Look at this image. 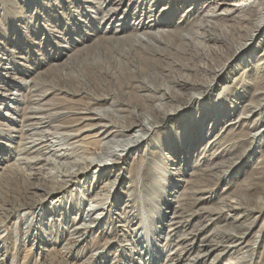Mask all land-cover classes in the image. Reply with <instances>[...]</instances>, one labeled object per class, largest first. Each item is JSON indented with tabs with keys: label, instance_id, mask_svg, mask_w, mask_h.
<instances>
[{
	"label": "bare ground",
	"instance_id": "bare-ground-1",
	"mask_svg": "<svg viewBox=\"0 0 264 264\" xmlns=\"http://www.w3.org/2000/svg\"><path fill=\"white\" fill-rule=\"evenodd\" d=\"M29 3L5 0L3 21L9 23L5 14L10 11L15 14L11 21L26 22L31 35L36 37L32 40L33 44L40 46L47 56L56 53L55 46L67 45L40 35V25L43 23L59 28L63 36L60 39L82 46H76L62 62L50 65L36 77L35 87H39L36 90L46 88L40 96L49 92L54 94V101L50 105L58 109V116L45 112L47 109L44 116L37 117V121L28 122L30 117L24 115L22 125L24 128H38L43 119L50 124L58 120L55 128L68 130L59 136L65 140L80 134V130L78 133L69 131L78 130L79 124L88 121L85 130H95L91 136L95 140H91V146L84 149L86 155L76 161L79 168L71 171L32 172L29 170L32 162L50 161L31 157H21L4 168L0 174V227L7 226L8 220L18 211L24 210L26 217L34 214L43 199L38 193L39 189H43L47 196L67 190L83 174L99 165L105 156H112V164L116 165L122 159H128L131 151L140 148L141 151L131 159L127 169L130 175L135 176V197H130L127 208L134 209H125L124 223L111 225L108 236H102L107 232L104 226L99 228V236L90 237L92 248L85 250L90 252L93 248L115 245L120 248L115 257H123L124 261L120 258L116 261L118 263L112 264H138L127 250L133 246L139 256L149 253L148 249L142 251L139 247L147 241L139 233L143 229L142 208L147 200L144 198L148 196L160 203L168 199V191L172 190L171 194L174 192L173 188L167 193L163 191L170 187L167 183L173 179L164 172L169 162L161 160L168 157L164 152L171 147L174 154H185L183 162L195 157L193 177L179 199L178 207L183 212H190V216L205 212L208 215L203 222L221 218L229 208H245L247 212V217L239 224L224 225L216 232L215 238L219 239L214 241L211 238V244L196 249L193 260L207 256L214 250L219 251L218 259L228 252V246L241 244L249 234L243 244L244 253L233 256L227 264H264V155L258 163L254 161L253 165H249L255 153L256 134L249 123H244L253 114H257L253 127L264 120V39L256 45L264 31V0H30ZM104 3L115 6L104 9ZM92 6L94 11L87 10ZM28 8L31 12L27 11ZM99 11L103 12L100 18L97 17ZM24 36L27 37V34L24 33ZM22 46L21 42L19 49ZM41 62L42 58L39 64ZM242 102L243 114L233 116ZM106 106L102 111L97 110ZM166 124L172 138L164 131ZM110 126L113 128L109 129ZM178 129L183 132L179 133ZM48 134L52 133L41 129L24 135L22 139H31L29 142L35 143L28 148L27 143L23 142L25 152H30L29 149L37 144L38 139L48 140ZM35 135L41 137L35 138ZM103 138L108 142L102 146ZM112 144L120 147L121 154L110 150ZM42 152V148L34 151ZM171 161L176 162V159L171 158ZM108 168L109 165L100 167L91 176L92 183L82 187L83 192L80 191L78 195L75 189V195L68 200V195L63 197L65 202L57 208L65 212L79 211L82 215L83 194L89 193V185L97 183L109 173ZM235 170L241 171V176L228 191L236 197L233 203H226L227 197L223 196L220 207L195 209L207 193H211L226 175ZM125 172L126 169L123 174ZM38 174L41 183H32ZM121 174L118 172L116 178L119 181ZM163 177L168 181H164ZM114 185L115 179L106 182L92 197L99 206L98 210H107L109 217V206L114 204L105 192ZM39 194V199H36ZM148 207L153 208L150 204ZM93 210L89 208L88 215ZM183 212L177 216L183 218ZM156 213L158 210L153 208L149 214L151 234L156 233L155 224L161 218ZM25 218L21 217L20 223ZM101 218L100 215L91 216V223L67 233L68 252L72 251V246L82 242L74 234L82 232L89 238L92 227L98 226ZM262 218L259 226L262 238L258 240L256 231L251 234L250 231ZM36 220L39 221L38 216ZM133 224L137 227L132 228ZM201 229L196 227L198 231ZM54 234L58 240L63 235L60 230ZM230 239L235 245L226 247L224 242ZM192 246L178 247L181 255L168 259L167 263L183 261L182 252L189 248L190 252H194ZM165 247L170 248L171 244ZM11 251L20 256L21 264H28L31 250L19 243L17 250L13 248ZM50 252V256L42 257V264H58L60 262L55 256L65 255L57 247ZM81 252L74 255L76 261H62L61 264H79L77 260L84 257ZM100 256L105 258L106 251ZM95 261L90 256L84 264H94Z\"/></svg>",
	"mask_w": 264,
	"mask_h": 264
},
{
	"label": "rangeland",
	"instance_id": "rangeland-1",
	"mask_svg": "<svg viewBox=\"0 0 264 264\" xmlns=\"http://www.w3.org/2000/svg\"><path fill=\"white\" fill-rule=\"evenodd\" d=\"M4 1L5 0H0V174L4 171V168L14 161L19 160L21 157L48 159L50 163H47L45 160L32 162L33 164L29 170L32 172H39L40 174L50 170L56 171L57 169H68L71 171L79 168V165L75 164L76 161L81 160L82 156L86 155L87 152L84 153V149L91 146V140H95V137H91L95 130H85L88 127L86 125L88 121L79 124L77 126L79 128L78 130L69 131V133H78L80 130L82 131L80 134L77 136H69L65 140L61 139L59 136L61 132H68V130L55 128V125L58 124V120H53L50 124L47 119H43V122L39 124L40 126L38 128H24L22 124L24 115L30 117L27 119L28 122L37 121L38 118L44 116V110L47 109L48 111L45 112L55 113L56 116H58V109H53L50 105V102L54 99V94L49 92L46 95L40 96L45 92L46 88L41 87L40 90H36V87H38H35V85H37L36 77L50 65L62 62L67 57V54H70L76 46H82V44L74 43L71 45V42H68L67 39H60L63 36L58 31L59 28L51 26L50 23H43L40 25L42 28L40 35L42 34L44 38L48 37L50 40H57L62 45L71 47L69 50L66 48L67 46L63 47L58 45L55 46L56 53L52 52V54L48 56L45 55L40 46L37 47L33 44L32 40H35L36 37L35 35H31V30L27 27L26 22L19 21L16 23V19L15 23L11 21L15 14L10 11L5 14L9 23H6L7 21H3V13H5L3 7L5 6ZM29 1L30 0H24V3L30 4ZM44 1L48 2V0ZM103 5L105 7L104 9L115 6V4L111 3H104ZM5 9L7 10V8ZM87 10L94 11L95 8L92 6ZM27 11L31 12L30 8H28ZM101 14H103V12L101 13L99 11L97 17L100 18ZM24 33L27 34V37L24 36ZM263 39L264 31L262 32L260 38H258V42L256 41V45ZM21 42L23 43V46L22 49H19ZM32 49L33 53L31 52ZM41 52L43 54H40ZM41 58L43 62L39 64ZM225 84L226 82L224 84L222 83V85ZM243 99L245 100L246 98ZM243 103L244 102L241 103L233 116L243 114ZM105 108H107V106L100 107L97 110L102 111ZM61 112H63V110ZM256 116L257 114H253L244 122L249 123L251 130H253V133L256 134L255 153L254 156H251L253 153L250 154L252 161L249 165H253L252 162L254 161L255 164L258 163L264 155V120L257 127H253V121ZM167 124L163 126L165 127L164 131L167 133V136H171ZM111 128L113 127L110 126L109 129ZM26 129L30 130L27 131ZM41 129L52 134H48V137H46L48 140L42 141L41 139H38L37 144L29 149L30 152H25V149H23L22 146L23 142L27 143L26 145L28 148L33 146L35 143L29 142L31 139H22V137L24 135H30L34 131H40ZM177 131L179 133L183 132L182 129H178ZM89 133L92 134L89 135ZM40 137L41 135H35V138ZM46 138L44 137V139ZM59 141L60 144H58ZM107 142L108 140L103 138L102 146ZM72 147L75 148L72 149ZM37 148H42L44 152L34 153ZM139 149L140 148L131 151L128 159L125 160L124 158L116 165L112 164V156H105L99 165L92 167V170L83 174L76 184L70 185L69 189L63 190L62 192L47 196L44 194L45 192L43 189H39L38 193L41 194L43 199L41 201V206L36 209L34 214L26 217L24 210L18 211L8 220L9 222L7 226L0 227V264H21L20 256L12 253L11 251L13 248L17 250L19 243L23 245L25 249L32 251V255L27 261L28 264H34L35 262L42 264V257L44 255L50 256L52 253L50 250L53 247L62 249L65 254L64 256H55L60 262L58 264L67 260L76 261L74 255L83 251V249L84 252L81 253H83L84 257L77 260L79 261V264H84L90 256L93 257L94 261L96 260L93 262L94 264H112L120 258L121 261H124L123 257H115V253L120 251V248L115 245L93 248L90 252H85V250L92 248V242L90 239L95 236H99V228L104 226L107 232L102 236H108V231L111 225L124 223V211L127 208L128 201L130 197H135V188L133 187V184H135V176L130 175L127 172V169L130 165L131 159L136 157L141 151ZM110 150L121 154L120 147L116 144H112L110 146ZM164 153H166L168 157H162L161 160L169 162V167L164 170V172L168 175L170 174L173 179L168 181L166 177H163V179H165L164 181H168L167 184L170 185L169 188H165L163 191L164 193H167L169 189L171 190L173 188L174 192L171 194L172 190L168 191L170 193V195H168V199L163 200L164 202L160 203L152 198L149 199L148 196H145L144 199L147 200L143 202L142 208L143 229H141L142 231L139 230V233L141 235L143 234L147 241L139 245V247L142 251H144V249H148L149 253L145 256H139L134 252L135 250L133 246L127 250V253H131L132 258L135 259L138 264H170L169 262L167 263L168 259L178 258L181 255L180 252L177 251L178 247L182 245L187 246L188 244L189 246L193 245L192 249L194 252H190V248L189 250L182 252L184 260L179 261L177 264H187L188 262H190V264H227L230 260H232L233 256L244 253L245 248L243 247V244L247 240L249 234L244 238V241L241 244L235 245V242L231 239L225 241L224 245H226V247L227 245L235 246H228V252L226 254H221L218 259H216V256L219 254V251L214 250L207 256L193 260L196 249L203 248V245L211 244L213 242V240L210 241L211 238L215 239L214 241L219 239L215 238L216 232H219L224 225H228L230 223L239 224L245 220L247 212L245 211V208H237L235 210H233V208H227V213L224 216H221V218L214 221L207 220L205 222H203V220L208 215L205 212L198 211L200 213L194 214L193 216L189 215L190 212H183V209L178 207L180 204L179 199L185 193L188 181L193 177L192 174L196 169L195 166H193L195 157H191L189 160H184L183 162L182 160L185 159V154H174L171 147ZM171 158H175L176 162L171 161ZM59 164H62L61 167H59ZM23 165L25 166V164ZM104 165H109V168L107 169L109 170V173L101 178L97 183L89 185L91 187H89L90 191L88 194H83V196L81 195L84 200V203L81 204V207L84 208V213L82 215L79 211L69 210L65 212L57 208V206L65 202L63 197H67L68 195V200L69 197L75 195L73 192L78 191V195L80 191L83 192L82 187L86 186L90 182L92 183L91 176H94L97 170ZM181 168L183 169L180 170ZM124 169H126L125 174H123ZM118 172L122 173L120 181L116 179L118 177ZM40 174H38L36 178L32 179V183H41L42 180L40 179ZM239 175L241 176V171L239 170H235L228 176L226 175L225 178L213 188L211 193H207L205 195L206 198L201 200L197 206H195V209H199L201 207H220L223 205V202L220 201L223 196L227 197V199H225L226 203H233L232 201H235L236 197L232 196L228 191L233 188L235 181L240 177ZM113 179H115L116 185H114V187L109 186L105 192L109 195L110 200H112V203L114 204V206H109V209L111 210L109 217L107 210H98L99 206L97 202H93L92 197L100 190L102 185L106 184V182L113 181ZM75 189L77 190L74 191ZM127 193H129V196ZM40 194L36 196V199H39ZM149 204L153 206L154 210H158V213L156 214L161 217L158 223L155 224V234L150 233L151 221L149 220V214H151L153 208H149ZM89 208H94L95 210L91 211L88 215ZM132 209L134 208H127V210ZM182 212L184 217H178L179 215L181 216ZM99 215L102 217V220L98 225L99 227H92V230L88 235L89 238L85 237L82 232L75 233L74 237L82 242H79L77 246H72V251L68 252L66 244L68 242L69 235H67V233H72L76 227L83 224L91 223V216L95 217ZM37 216L39 221L36 220ZM21 217H26L22 223L19 221ZM178 220H182L181 223L183 224L178 222ZM262 221L263 218L259 220L250 231V234L256 231L255 234L258 240L262 238V232L259 231V226L262 224ZM174 222L178 223L175 224ZM200 223H203L204 226ZM178 224H181V226H177ZM197 226L202 229L199 231L196 230ZM136 227L137 225H132V228ZM57 230H60V233L63 234L60 235V240H58V236L54 234ZM189 232H194V234ZM120 233L122 234V232ZM166 244H171V247L166 248ZM101 251H106L105 258L100 256L102 253ZM253 258H255V255ZM174 262H176V260H174ZM252 264H255V262Z\"/></svg>",
	"mask_w": 264,
	"mask_h": 264
}]
</instances>
